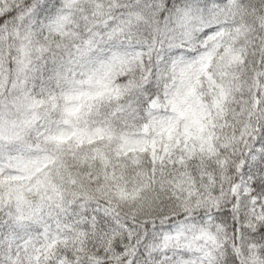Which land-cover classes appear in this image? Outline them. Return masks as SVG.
Here are the masks:
<instances>
[{
  "label": "snow or ice",
  "instance_id": "obj_1",
  "mask_svg": "<svg viewBox=\"0 0 264 264\" xmlns=\"http://www.w3.org/2000/svg\"><path fill=\"white\" fill-rule=\"evenodd\" d=\"M0 264H264V0H0Z\"/></svg>",
  "mask_w": 264,
  "mask_h": 264
}]
</instances>
